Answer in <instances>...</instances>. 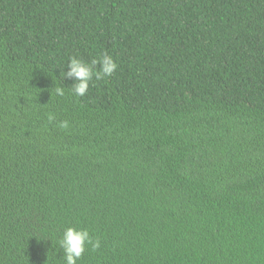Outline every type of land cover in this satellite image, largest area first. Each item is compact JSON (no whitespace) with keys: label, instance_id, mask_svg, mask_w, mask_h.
I'll use <instances>...</instances> for the list:
<instances>
[{"label":"trees","instance_id":"16d2710c","mask_svg":"<svg viewBox=\"0 0 264 264\" xmlns=\"http://www.w3.org/2000/svg\"><path fill=\"white\" fill-rule=\"evenodd\" d=\"M69 226L78 264H264V0H0V264Z\"/></svg>","mask_w":264,"mask_h":264},{"label":"clouds","instance_id":"9594fccd","mask_svg":"<svg viewBox=\"0 0 264 264\" xmlns=\"http://www.w3.org/2000/svg\"><path fill=\"white\" fill-rule=\"evenodd\" d=\"M97 65L99 67L97 68ZM118 64L112 56L107 53L103 54L99 60L93 59L91 62H86L83 59L72 56L67 65V71L64 78L73 79L72 92L77 97H84L90 87V83L95 80H102L105 77H110L117 70ZM57 96L65 95V87L56 86L54 88ZM47 119L49 122L55 121L54 113H48ZM62 129L69 127L68 121H61L58 125ZM59 246L63 250L64 264H78L89 246L92 250H97L101 247V240L94 237L87 228H76L69 226L65 228L60 239Z\"/></svg>","mask_w":264,"mask_h":264}]
</instances>
